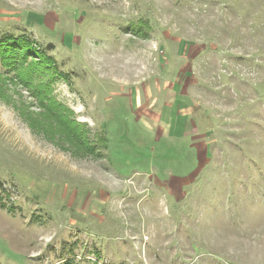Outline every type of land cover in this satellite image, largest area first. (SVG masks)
<instances>
[{
  "label": "rangeland",
  "instance_id": "374dc122",
  "mask_svg": "<svg viewBox=\"0 0 264 264\" xmlns=\"http://www.w3.org/2000/svg\"><path fill=\"white\" fill-rule=\"evenodd\" d=\"M10 33L107 149L0 61V264H264V0H0Z\"/></svg>",
  "mask_w": 264,
  "mask_h": 264
},
{
  "label": "trees",
  "instance_id": "16d2710c",
  "mask_svg": "<svg viewBox=\"0 0 264 264\" xmlns=\"http://www.w3.org/2000/svg\"><path fill=\"white\" fill-rule=\"evenodd\" d=\"M0 61L6 68L16 71L20 81L33 91L39 106L49 114L51 126L44 128L46 133L66 139L83 155L96 156V152L99 155L97 141H101L102 147L107 149L106 137L92 141L87 125L77 121L74 111L53 95L54 80L58 76L66 77V74L59 70L46 49L24 34H0ZM36 75L39 76L37 82L34 80Z\"/></svg>",
  "mask_w": 264,
  "mask_h": 264
}]
</instances>
